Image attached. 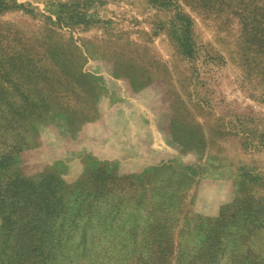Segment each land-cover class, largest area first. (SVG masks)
Returning a JSON list of instances; mask_svg holds the SVG:
<instances>
[{"label": "rangeland", "instance_id": "374dc122", "mask_svg": "<svg viewBox=\"0 0 264 264\" xmlns=\"http://www.w3.org/2000/svg\"><path fill=\"white\" fill-rule=\"evenodd\" d=\"M0 104V264H264V0H0Z\"/></svg>", "mask_w": 264, "mask_h": 264}, {"label": "trees", "instance_id": "16d2710c", "mask_svg": "<svg viewBox=\"0 0 264 264\" xmlns=\"http://www.w3.org/2000/svg\"><path fill=\"white\" fill-rule=\"evenodd\" d=\"M75 14V9L72 8L70 5L68 4H58L57 5V11H56V21L57 22H71V19L73 17V15ZM189 44L191 45L192 43L189 42ZM188 45V43H187ZM189 46V45H188ZM189 52H192V49H188ZM3 106L0 104V107ZM31 178V177H30ZM32 179V178H31ZM76 196L73 197L72 202L76 201ZM71 205V203H69V206ZM64 206H67V204H64Z\"/></svg>", "mask_w": 264, "mask_h": 264}]
</instances>
